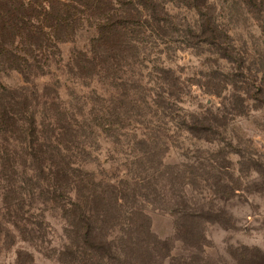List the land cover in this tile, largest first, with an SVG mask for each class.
<instances>
[{
  "label": "trees",
  "instance_id": "16d2710c",
  "mask_svg": "<svg viewBox=\"0 0 264 264\" xmlns=\"http://www.w3.org/2000/svg\"><path fill=\"white\" fill-rule=\"evenodd\" d=\"M176 7L195 18L178 19ZM217 9L210 0H0V241L34 249L19 248L15 264H40L35 252L53 254L54 264H151L164 243L152 232L149 206L199 222L203 211L189 207L186 196L164 199L179 175L164 170L171 136L161 118L172 121L186 96L181 76L166 63L174 36L190 49L233 59L235 39ZM84 30L93 31L88 46L64 60L61 46ZM154 38L161 48L151 60L147 44ZM12 72L21 85L2 82ZM47 76L52 83L40 86ZM220 76H203L204 94L221 96L226 85L241 90L247 84L242 73L233 74V82ZM219 112L184 114L183 132L215 140L223 124ZM128 127L132 161L117 173H97L100 144L122 146ZM180 203L188 209L173 208ZM55 214L64 222L58 247L48 240L46 224ZM165 251L170 255L167 244Z\"/></svg>",
  "mask_w": 264,
  "mask_h": 264
},
{
  "label": "rangeland",
  "instance_id": "374dc122",
  "mask_svg": "<svg viewBox=\"0 0 264 264\" xmlns=\"http://www.w3.org/2000/svg\"><path fill=\"white\" fill-rule=\"evenodd\" d=\"M210 1L217 5L221 24L230 28L235 39L234 57L231 62L218 59L188 48L182 37L174 36L169 43L170 62L166 63L181 76L186 96L178 105L180 109L173 113L172 121L168 122L169 117L161 118L162 127L171 136L164 170L179 175L164 199L180 202L179 194L184 195L189 207L203 211V216L199 222H181L178 214L164 211L159 205L149 206L152 232L164 243L160 245L164 251L155 254L151 264H264V4L253 7L244 0ZM172 12L180 20L195 18L193 12L182 7L172 8ZM92 34L93 31L84 30L74 42L62 45V58L67 60L74 48H86ZM160 48L156 38L151 39L147 44L148 58H158ZM151 64L143 73L147 79ZM59 66L54 65L52 72L56 75L61 72ZM211 71H217L220 77L227 76L231 82L235 80L233 74L242 73L247 84H242L241 90L234 83L226 85L221 96L204 94L201 82ZM52 81L47 76L37 83L44 86ZM2 82L9 87L22 84L15 72L3 77ZM61 84H67L63 94L68 95L64 96L71 97L69 79H63ZM201 108L220 111L223 124L215 140L197 139L183 132V115ZM124 134L128 137L122 146L100 144L99 162L94 165L97 173H117L124 170L121 164L132 161L133 132L128 127ZM183 182L190 184L184 186ZM184 207L180 203L173 208ZM49 218L48 240L58 247L64 222L57 214ZM165 243L170 247V255H166ZM22 247L34 250L22 243L7 247L0 241V264H15L17 250ZM35 255L40 264L55 263L53 254ZM138 259H142L141 255Z\"/></svg>",
  "mask_w": 264,
  "mask_h": 264
}]
</instances>
